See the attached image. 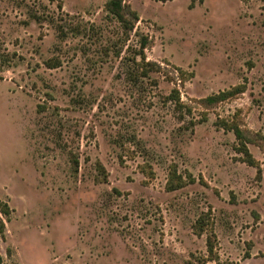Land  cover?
Masks as SVG:
<instances>
[{"label": "rangeland", "instance_id": "374dc122", "mask_svg": "<svg viewBox=\"0 0 264 264\" xmlns=\"http://www.w3.org/2000/svg\"><path fill=\"white\" fill-rule=\"evenodd\" d=\"M110 1L0 0V264H264V0Z\"/></svg>", "mask_w": 264, "mask_h": 264}, {"label": "trees", "instance_id": "16d2710c", "mask_svg": "<svg viewBox=\"0 0 264 264\" xmlns=\"http://www.w3.org/2000/svg\"><path fill=\"white\" fill-rule=\"evenodd\" d=\"M122 3H123V0H112L109 2L108 4V7L109 9L115 14V16H117L119 18V21L120 23L124 24L125 21H124V16H123V6H122ZM135 16V18L137 19V16L135 13H131ZM147 39L146 38H142L141 40V53H139V56L141 57V61L144 63V64H149V63H146V57L144 55V50L147 48ZM236 92V93H235ZM240 89L239 90H235L233 92H224V93H220L218 95H215L213 97H210L207 99V101L209 103H212V104H215V103H218V102H221V101H224L226 99H228L229 97L233 96L234 94H238L240 93ZM176 101H179V97L177 96L176 97ZM236 133V136L237 138H241L242 137V134L241 132L236 129L235 131ZM245 150V149H244ZM2 204L0 203V206ZM4 209L1 208V210L3 211V213L5 215H8L9 214V210H8V207L6 205H3ZM2 230V229H1Z\"/></svg>", "mask_w": 264, "mask_h": 264}]
</instances>
